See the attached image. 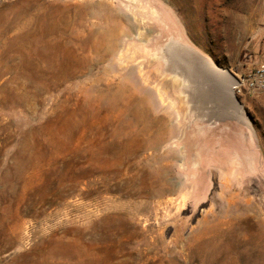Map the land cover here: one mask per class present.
I'll return each instance as SVG.
<instances>
[{
	"label": "rangeland",
	"instance_id": "374dc122",
	"mask_svg": "<svg viewBox=\"0 0 264 264\" xmlns=\"http://www.w3.org/2000/svg\"><path fill=\"white\" fill-rule=\"evenodd\" d=\"M263 64L264 0H0V264H264Z\"/></svg>",
	"mask_w": 264,
	"mask_h": 264
},
{
	"label": "bare ground",
	"instance_id": "6f19581e",
	"mask_svg": "<svg viewBox=\"0 0 264 264\" xmlns=\"http://www.w3.org/2000/svg\"><path fill=\"white\" fill-rule=\"evenodd\" d=\"M168 50V49H167ZM197 53V52H196ZM192 52L190 51V48L189 49H186V48H184V49H182V51L180 52V53H178L177 54V56L176 57H178V60H179V62L181 63V64H183L184 65V68H185V71H187L188 73L190 72V67H192L193 66V64L191 63V61L190 60H194L193 59V57H192ZM205 60V59H204ZM190 61V62H189ZM190 63H191V65H190ZM203 63V62H202ZM180 64V65H181ZM207 64V63H206ZM207 65H209L210 66V68L212 69V70H214V71H216V72H218V73H222L223 72V70L221 69V68H219V67H217L215 64H211V63H209L208 62V64ZM182 67V66H181ZM203 70V69H202ZM209 70V69H208ZM204 71H206V70H204ZM173 72V71H172ZM207 72H209V71H207ZM211 72V71H210ZM200 73V72H199ZM198 73V74H199ZM191 74V73H190ZM197 74V75H198ZM217 74V73H216ZM226 74V73H225ZM208 75V74H207ZM224 76V75H223ZM229 76V75H228ZM201 77V76H200ZM206 77V76H205ZM213 77V76H212ZM225 77V76H224ZM230 77V76H229ZM208 78L209 77H207V80H208ZM195 80V79H194ZM232 80V79H231ZM196 81V80H195ZM230 86V85H229ZM215 95V94H214ZM223 96V95H222Z\"/></svg>",
	"mask_w": 264,
	"mask_h": 264
},
{
	"label": "built area",
	"instance_id": "2783aa9c",
	"mask_svg": "<svg viewBox=\"0 0 264 264\" xmlns=\"http://www.w3.org/2000/svg\"><path fill=\"white\" fill-rule=\"evenodd\" d=\"M248 86L251 88L264 87V64L260 65L254 73L247 79Z\"/></svg>",
	"mask_w": 264,
	"mask_h": 264
},
{
	"label": "crops",
	"instance_id": "0c3cea01",
	"mask_svg": "<svg viewBox=\"0 0 264 264\" xmlns=\"http://www.w3.org/2000/svg\"><path fill=\"white\" fill-rule=\"evenodd\" d=\"M213 73H214V75H216L217 78H223V77H224L223 74L218 73V72H216V71H214ZM216 73H217V74H216Z\"/></svg>",
	"mask_w": 264,
	"mask_h": 264
}]
</instances>
